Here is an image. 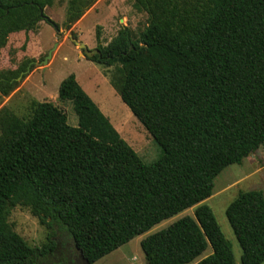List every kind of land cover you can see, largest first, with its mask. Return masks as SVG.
<instances>
[{
  "label": "trees",
  "instance_id": "obj_1",
  "mask_svg": "<svg viewBox=\"0 0 264 264\" xmlns=\"http://www.w3.org/2000/svg\"><path fill=\"white\" fill-rule=\"evenodd\" d=\"M53 0H0V52L9 35L46 20ZM95 0H69L65 28ZM148 14L136 35L121 26L100 53L110 84L160 146L144 163L73 73L59 83L77 125L49 101L27 117L0 109V264H39L54 242L30 245L7 221L17 205L63 227L93 264L189 207L140 240L146 264H235L229 240L204 203L214 177L264 146V0H133ZM48 22V21H47ZM96 38L99 31L96 28ZM28 36L25 35L24 49ZM0 71V96L19 84ZM241 264L264 261V194L239 191L225 209ZM211 252L196 260L206 248ZM50 264H67L52 262Z\"/></svg>",
  "mask_w": 264,
  "mask_h": 264
},
{
  "label": "rangeland",
  "instance_id": "obj_2",
  "mask_svg": "<svg viewBox=\"0 0 264 264\" xmlns=\"http://www.w3.org/2000/svg\"><path fill=\"white\" fill-rule=\"evenodd\" d=\"M68 2L69 0H53L50 6L43 9L44 14L57 25V31L52 23L44 19L26 34L19 32L9 35L6 46L0 52V71L12 69L19 84L8 96H0V109L9 108L18 116L27 117L32 101L46 100L65 112L69 125L76 126L77 115L71 101L57 97L59 83L73 73L79 85L142 161L154 162L161 155V148L131 114L110 84L113 66H101L82 56L78 45L69 37L71 33L88 49H93L98 42L106 44L121 26L129 27L136 35L147 25L148 14L142 9H136L133 0H95L80 19L70 28H65ZM96 28L99 31L98 41ZM25 35L28 40L22 49ZM49 52L50 57H46ZM213 185L212 194L201 203L210 207L224 237L231 244L235 264H241V249L226 219L225 209L239 191L257 189L264 194V146L249 153L239 164L226 166L214 177ZM194 207L160 221L93 264H146L140 240L184 215H193ZM7 221L32 246L40 247L49 240L54 242L53 251L39 257V264L61 261L71 264L80 260L79 251L67 231L56 224L51 227L41 224L28 208L20 205L11 207L7 213ZM210 252L211 248L208 246L195 261Z\"/></svg>",
  "mask_w": 264,
  "mask_h": 264
},
{
  "label": "water",
  "instance_id": "obj_3",
  "mask_svg": "<svg viewBox=\"0 0 264 264\" xmlns=\"http://www.w3.org/2000/svg\"><path fill=\"white\" fill-rule=\"evenodd\" d=\"M46 18H47V21L49 23H52V25L54 26V28L57 31L58 30L57 25L53 21H51L47 16H46ZM69 37L74 43H76L78 45V47L81 50V55L82 56L91 57V56H93L95 54H99L100 53V51H99V49L97 47H95L93 49H88L87 46L82 41H78L75 37L72 36L71 33L69 34ZM46 57H50V52L46 55ZM79 259L80 260L78 262L71 263V264H90L89 261L86 258H84V256H83L81 251H79Z\"/></svg>",
  "mask_w": 264,
  "mask_h": 264
},
{
  "label": "flooded vegetation",
  "instance_id": "obj_4",
  "mask_svg": "<svg viewBox=\"0 0 264 264\" xmlns=\"http://www.w3.org/2000/svg\"><path fill=\"white\" fill-rule=\"evenodd\" d=\"M54 249V248H53ZM53 251V250H52ZM49 254V253H48Z\"/></svg>",
  "mask_w": 264,
  "mask_h": 264
}]
</instances>
